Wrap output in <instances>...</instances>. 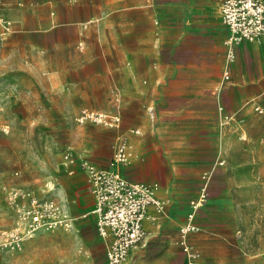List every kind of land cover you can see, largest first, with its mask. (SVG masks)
<instances>
[{
	"label": "crops",
	"instance_id": "obj_1",
	"mask_svg": "<svg viewBox=\"0 0 264 264\" xmlns=\"http://www.w3.org/2000/svg\"><path fill=\"white\" fill-rule=\"evenodd\" d=\"M221 2L102 0L78 28L82 55L94 70L70 94L80 107L101 109L85 101H111L132 145L124 176L157 183L158 196L168 200L164 222L145 224V246L184 223L189 202L205 187L190 240L208 259L264 264V122L253 110L264 108V44L243 41L228 60ZM224 115L233 117L226 126ZM73 176L89 197L80 216H93L91 238L105 264L93 199L84 175Z\"/></svg>",
	"mask_w": 264,
	"mask_h": 264
},
{
	"label": "rangeland",
	"instance_id": "obj_2",
	"mask_svg": "<svg viewBox=\"0 0 264 264\" xmlns=\"http://www.w3.org/2000/svg\"><path fill=\"white\" fill-rule=\"evenodd\" d=\"M101 3L0 0V264H104L101 248L91 238L93 216H80L90 207L83 181L69 178L62 164L71 147L107 166L117 133L76 122L82 108L114 114L111 101H85L101 109L80 107L77 94H70L94 70L82 55L78 28ZM133 17L141 28V13ZM51 202L70 215L71 225L28 235L27 212ZM177 235V226L169 227L165 235L136 248L128 264H187ZM200 255L201 264L230 263Z\"/></svg>",
	"mask_w": 264,
	"mask_h": 264
},
{
	"label": "built area",
	"instance_id": "obj_3",
	"mask_svg": "<svg viewBox=\"0 0 264 264\" xmlns=\"http://www.w3.org/2000/svg\"><path fill=\"white\" fill-rule=\"evenodd\" d=\"M219 12L228 30L225 41L229 47L228 60H233L231 47L234 45L243 41L264 44V0H222ZM228 77L226 71L224 78ZM253 110L264 122V108L254 106ZM231 121L232 116L224 115L221 125L226 126ZM76 122H90L117 131L107 166L92 163L71 147L63 153L62 164L68 176L81 172L85 177L86 189L93 199L91 213L95 216L96 232L105 241V264H126L130 251L147 244L149 233L145 224L155 223L165 215L168 200L158 196L157 183L131 182L124 176L123 170L132 158V145L126 134L118 132L119 115L82 108ZM262 142L264 146V140ZM206 200L207 191L202 187L199 196L189 202L185 221L178 227L176 243L187 264H201L200 251L189 241V236L198 231L195 214ZM27 214L28 235L40 229L67 228L72 221L70 215L62 213L53 202L43 207L34 205ZM14 236L18 241L17 235Z\"/></svg>",
	"mask_w": 264,
	"mask_h": 264
}]
</instances>
